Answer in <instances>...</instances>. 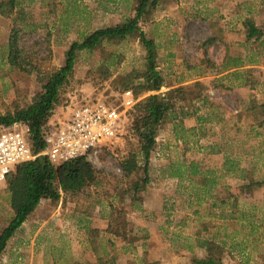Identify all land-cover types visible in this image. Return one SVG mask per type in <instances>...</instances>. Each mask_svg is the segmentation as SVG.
<instances>
[{
	"label": "rangeland",
	"instance_id": "rangeland-1",
	"mask_svg": "<svg viewBox=\"0 0 264 264\" xmlns=\"http://www.w3.org/2000/svg\"><path fill=\"white\" fill-rule=\"evenodd\" d=\"M19 3L18 20L25 15L24 23L18 22L23 28L19 46L33 63L29 66H38L44 74L64 64L71 43L134 15L131 0ZM12 23L0 16V114L30 103L44 75L37 70L23 73L5 63ZM247 23L259 30L257 37L248 39ZM141 28L157 44L165 86L136 96L137 103L153 95L162 100L168 90L200 81L212 105H192L189 111L198 109L197 117L184 119L179 127L186 144L174 130L179 122L158 129L142 208L132 209L128 197L118 203L128 213L127 230L135 242L124 243L105 232L107 202L86 218L73 214L70 203L43 199L30 218L43 229L16 235L1 264H100L99 258L112 257L115 264H199L204 241L223 247L218 255L223 264H264V185L247 190L249 181L240 179V173L225 175L215 187L198 184L200 178L211 179L208 171L221 168L226 156L239 161L241 169H254L255 179L264 176V117L259 109L251 110L264 104V0H158L151 20ZM146 57L139 39L131 37L79 53L49 124L56 128L85 100L116 104L125 90L123 81L131 82V75L146 70ZM132 110L126 112L120 137L90 161L108 175L104 185L108 193L113 192L111 176L122 178L121 158L137 146L130 130ZM198 117L208 120L199 124ZM191 162L200 166L202 177L182 173ZM5 186L0 184V232L12 216ZM216 192L219 205L227 202L220 208L211 207ZM92 228L99 230L96 240L89 236Z\"/></svg>",
	"mask_w": 264,
	"mask_h": 264
},
{
	"label": "trees",
	"instance_id": "trees-1",
	"mask_svg": "<svg viewBox=\"0 0 264 264\" xmlns=\"http://www.w3.org/2000/svg\"><path fill=\"white\" fill-rule=\"evenodd\" d=\"M157 4L158 0H132L133 16L115 26L96 29L87 34L81 42L71 43L65 52L64 64L59 69L44 74L38 66L34 68L29 66L33 63L26 60L24 50L19 46L20 32L23 28L18 25V22L20 20L22 24L25 20L24 14L19 16V20L16 16L21 10L19 0H0V16L13 21L6 47L7 61L5 63L8 62L13 68L23 73H32L37 70L40 74H44L38 79L40 90L30 103L24 107L16 106L13 112L0 114V127L7 128L17 123L28 126L27 142L32 155L36 157L32 161L19 164L5 181L4 191L8 194L7 201L12 216L8 225L0 232V264L9 242L31 218L43 199H49L56 204L61 200L64 203H70L73 214L86 218H92L97 208L104 206L107 202L110 210L105 232L124 243L133 244L135 242L136 238H129L130 230H127L128 213L118 203H123L128 197L131 198L132 209L142 208L144 194L150 185L149 167L157 143L158 129L168 123L179 122L175 124L174 130L177 139L186 144L187 138L180 135L179 127L183 126L184 119L197 117L195 112L198 109L190 112V108L195 103H200L203 108L212 105L208 98L206 85L200 81L180 85L165 92L162 100H159L157 95H153L146 97L133 107L130 130L137 140V146L121 158L122 178L111 176L113 191L111 193L104 190L108 175L97 170L86 157L55 165L47 157L42 156L46 149L43 133L54 110L61 102L62 91L67 87L74 72L79 53L93 52L105 42H120L130 37L138 38L147 52L146 70L131 75V82L123 81L122 85L125 90L133 89L135 92L131 91L138 97L147 92L159 91L165 86L164 78L158 70L157 44L154 40L148 39L141 28L142 23L151 20ZM247 27L248 39L259 35V30L253 24L247 23ZM205 43L208 45L210 40ZM106 71H109V67ZM258 109V114L264 117V104L253 106L251 110ZM197 119L199 124L208 120L206 117ZM260 124L263 125V122ZM195 130L192 128L193 132ZM182 173L202 177L200 166L195 162L188 164ZM208 173L212 178L208 180L207 178L200 180V178L198 184L215 187L219 179L225 175L236 177V174L240 173V179L249 181L245 186L247 190L264 185V176L259 180L255 179L254 169H241L240 162L232 160L229 156L225 157L221 168L208 171ZM211 197L214 199L211 207L220 208L225 203L227 204L225 200H221L220 205L218 204L219 192ZM230 207L235 208L234 204ZM231 219L237 220L238 218L231 216ZM250 227L255 229L254 225ZM98 233V229L92 228L89 236L96 240ZM200 247L204 249V255L198 261L199 264H223V260L218 256L223 250L221 245L212 241H204ZM98 261L100 264H115L116 258L112 257L109 260L99 258Z\"/></svg>",
	"mask_w": 264,
	"mask_h": 264
},
{
	"label": "built area",
	"instance_id": "built-area-1",
	"mask_svg": "<svg viewBox=\"0 0 264 264\" xmlns=\"http://www.w3.org/2000/svg\"><path fill=\"white\" fill-rule=\"evenodd\" d=\"M138 102L131 90H124L116 104L89 99L75 107L70 116L53 128L48 124L42 156L55 165L86 157L96 158L104 147L114 144L124 131L126 112ZM28 126L0 127V184L15 168L36 157L27 142Z\"/></svg>",
	"mask_w": 264,
	"mask_h": 264
},
{
	"label": "crops",
	"instance_id": "crops-1",
	"mask_svg": "<svg viewBox=\"0 0 264 264\" xmlns=\"http://www.w3.org/2000/svg\"><path fill=\"white\" fill-rule=\"evenodd\" d=\"M132 1V0H131ZM36 212V211H35ZM34 212V213H35ZM33 213V214H34ZM39 224H37V222H33L32 220H28L24 225H23V227L21 228V230L16 234V235H18V234H23V232L24 231H26V230H31L32 232H34L36 229H38V228H42L43 229V226H38ZM14 239H12L10 242H9V244H8V247H7V249H6V251H5V253H4V255H3V258H2V261H3V259H6V257L8 256V249H9V247H10V243H12V241H13ZM40 257H41V254L40 255H37V259H40ZM47 256H45V258H46Z\"/></svg>",
	"mask_w": 264,
	"mask_h": 264
}]
</instances>
